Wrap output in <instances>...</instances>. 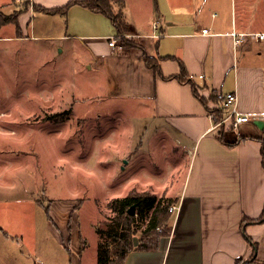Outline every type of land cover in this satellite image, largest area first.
<instances>
[{
  "label": "crops",
  "instance_id": "crops-1",
  "mask_svg": "<svg viewBox=\"0 0 264 264\" xmlns=\"http://www.w3.org/2000/svg\"><path fill=\"white\" fill-rule=\"evenodd\" d=\"M68 1L28 0L23 14L35 12L36 4L51 8ZM125 1L126 35L140 47L110 46V37L118 33L113 21L83 3L72 5L66 15L40 11L61 16L68 27L64 33L41 36L68 41L65 51L78 55L101 78L109 96L135 102L142 120L152 119L136 128L145 129V135L152 132L155 147L166 155L171 151L172 165L182 170L173 193L177 210L170 234L161 237L157 248H134L124 264H264V221L242 223L264 212V39L253 34L264 31V0ZM204 27L211 33H203ZM73 39L85 55L76 53ZM144 49L159 58L161 73L142 60ZM182 62L203 97L212 90L223 96L237 91L239 109L250 122L236 134L226 131V141L220 139L212 112L191 83L171 77L181 72ZM72 215H66L65 229L52 218L66 233L63 243L76 237L70 264H83L82 232L78 225L72 228ZM246 235L258 242L256 251ZM254 255L257 261H252ZM34 260L50 264L39 256Z\"/></svg>",
  "mask_w": 264,
  "mask_h": 264
},
{
  "label": "rangeland",
  "instance_id": "rangeland-1",
  "mask_svg": "<svg viewBox=\"0 0 264 264\" xmlns=\"http://www.w3.org/2000/svg\"><path fill=\"white\" fill-rule=\"evenodd\" d=\"M27 3L0 0V264H35V256L70 264L76 237L63 243L66 233L52 218L65 229L70 213L72 228L78 225L82 232L83 264H94L98 230H108L118 214L111 202L148 192L176 201L182 170L172 165L171 151L166 155L155 147L152 132L136 128L152 119L142 120L135 102L109 96L101 78L65 51L68 41L41 36L66 32V19L40 10L23 14ZM114 9L120 10L119 4ZM72 42L76 53L85 55V48ZM221 121L223 134L239 130ZM169 211L159 233L170 229L174 211ZM150 215L137 214L135 243ZM105 232L103 241L114 253L116 242Z\"/></svg>",
  "mask_w": 264,
  "mask_h": 264
},
{
  "label": "trees",
  "instance_id": "trees-1",
  "mask_svg": "<svg viewBox=\"0 0 264 264\" xmlns=\"http://www.w3.org/2000/svg\"><path fill=\"white\" fill-rule=\"evenodd\" d=\"M77 3H83L87 7H89L94 12H100L109 17L114 26L116 27L118 35H126L128 29V23L126 22L124 16V7L126 4L125 0H70L64 6H54L51 8H46L42 5L36 4L34 6L35 10L45 11L47 13H62L65 14L69 11L70 7ZM117 3L120 6V10L115 11L114 4ZM122 46L128 47H140L138 46L135 40L130 39L126 36H121L120 39ZM142 60L146 62V64L152 68L155 72L161 73L160 68V60L158 57L150 55L145 49L142 55ZM182 69L179 74H173L171 77H177L183 82H190L192 88L199 98L203 101V103L207 104L210 112L214 114L217 113L219 119L214 117L216 122L220 121L222 117L225 115V107L221 104L222 100L225 98L222 94H217L215 90H212V95L208 98L203 97L198 89L196 82L194 80L193 75L189 73L187 67L182 62ZM212 101L214 104L210 106L208 103ZM221 117V118H220ZM224 125H222L218 131V137L220 139L225 140L223 134ZM261 140V148H262V163L264 165V136L260 137ZM226 141V140H225ZM230 144H232L230 142ZM174 198L172 197H163L159 198L155 193L148 192L147 194H128L123 197H117L111 202V207L115 212H118L117 216L114 218V221L108 224V230L105 228H99L98 233L100 236L99 239V250H98V264H124L126 261L127 255L129 252L134 250V248L139 249H152L157 248L160 243L161 237L170 233L172 226L170 225V229L166 233H159L158 228L161 227L163 223L167 225L172 213L169 211V208L172 206L174 202ZM133 203H136L137 209L136 214H130L128 212L129 208ZM151 213V215H150ZM137 214L141 216V218H145L150 215V224L148 225L147 230L143 232L142 238L138 241L139 243L134 242L133 234L136 231L134 227L137 220ZM264 221V212L258 216L253 218H245L243 220V226L253 223V222H263ZM0 231H3V228L0 226ZM108 233V235L116 242L115 251L112 253L111 245L107 242L103 241V235ZM7 232L5 231V234ZM247 236V235H246ZM247 238L252 242L255 251L258 249V242L253 241L251 238L247 236ZM257 255H254L252 261H257ZM238 264H243V261L240 260Z\"/></svg>",
  "mask_w": 264,
  "mask_h": 264
},
{
  "label": "built area",
  "instance_id": "built-area-1",
  "mask_svg": "<svg viewBox=\"0 0 264 264\" xmlns=\"http://www.w3.org/2000/svg\"><path fill=\"white\" fill-rule=\"evenodd\" d=\"M158 21L154 23V27L157 29ZM203 33L210 34L211 31L208 27L203 28ZM236 34V33H235ZM257 38L263 40L264 39V31L262 32H256L253 33ZM121 36L127 35H112L110 37L109 44L110 46H117L119 48H122V44L120 42ZM241 36H244V34H241ZM238 39L237 41H239ZM221 104L223 107H225V115L222 119V123H226L228 126L233 127L234 129H238L243 123L250 122L252 118H250L248 115L243 114L239 109V103H238V93L237 91L234 92H228L225 95V98L222 100ZM212 117L214 118L213 113H211ZM219 126V124H217ZM170 210L175 211L177 210V206L172 205L170 207Z\"/></svg>",
  "mask_w": 264,
  "mask_h": 264
},
{
  "label": "water",
  "instance_id": "water-1",
  "mask_svg": "<svg viewBox=\"0 0 264 264\" xmlns=\"http://www.w3.org/2000/svg\"><path fill=\"white\" fill-rule=\"evenodd\" d=\"M136 203H133L132 206L129 208L128 212H130V214H136Z\"/></svg>",
  "mask_w": 264,
  "mask_h": 264
}]
</instances>
